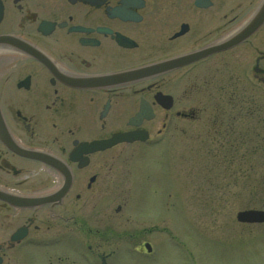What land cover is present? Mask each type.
Masks as SVG:
<instances>
[{
    "label": "flooded vegetation",
    "instance_id": "af4514ba",
    "mask_svg": "<svg viewBox=\"0 0 264 264\" xmlns=\"http://www.w3.org/2000/svg\"><path fill=\"white\" fill-rule=\"evenodd\" d=\"M263 1L0 0V264L108 242L112 204L143 197L128 159L177 123H222L247 71L264 87V21L235 43ZM118 135L142 139L107 147Z\"/></svg>",
    "mask_w": 264,
    "mask_h": 264
},
{
    "label": "rangeland",
    "instance_id": "374dc122",
    "mask_svg": "<svg viewBox=\"0 0 264 264\" xmlns=\"http://www.w3.org/2000/svg\"><path fill=\"white\" fill-rule=\"evenodd\" d=\"M250 72H246L249 84L239 76L237 95L241 98L234 110L228 98H223L222 123L207 122V114L191 125L177 123L163 143L143 148L144 153L128 159L136 172L133 178L139 179L133 193L143 197L134 198L116 215L118 204H112L108 242L103 237L100 241L99 237H70L60 248L50 250V255L68 259L61 264H100L97 255L106 256V264H264V223L236 222L238 212H264V189L256 196L248 193L264 176V161L250 156L241 165L239 145L233 160L223 154L232 142L223 136L230 125L242 131L264 126V87L253 83ZM235 114V121H230ZM130 150L135 152L136 146ZM151 225L158 227V233L141 231ZM144 243L150 247L149 254ZM90 245L88 251L85 246ZM46 253L49 250L23 249L18 252V264H48Z\"/></svg>",
    "mask_w": 264,
    "mask_h": 264
},
{
    "label": "trees",
    "instance_id": "16d2710c",
    "mask_svg": "<svg viewBox=\"0 0 264 264\" xmlns=\"http://www.w3.org/2000/svg\"><path fill=\"white\" fill-rule=\"evenodd\" d=\"M257 120L258 124H261L260 119ZM259 126L260 125H258V129L255 128L254 131H251L247 128L245 131H242L238 127H231V125L226 130H224L225 132L223 136L227 137V139L232 138L231 146L223 153L225 154V158L229 156V158L233 160V157H235L237 154L234 148L236 149L239 145L241 150L238 152V154L240 156L239 160L241 165L244 162H247L251 158L250 156L261 158L264 161V126ZM243 146L245 148L244 150H242ZM251 147L253 148L252 151L250 150ZM259 178L260 179L258 180V183L255 184L253 190H248L250 195L256 196L264 189V176H260Z\"/></svg>",
    "mask_w": 264,
    "mask_h": 264
},
{
    "label": "water",
    "instance_id": "95a60500",
    "mask_svg": "<svg viewBox=\"0 0 264 264\" xmlns=\"http://www.w3.org/2000/svg\"><path fill=\"white\" fill-rule=\"evenodd\" d=\"M263 21H264V1L262 2V5L259 7V9L254 14V16H252L251 19L248 21V23L245 25L242 32H240L239 35L235 38V43L251 35ZM130 136L129 135L115 136L110 141H108L106 146L107 147L114 146L115 144H118L121 142L130 143V142L138 141L139 139H142L135 135H130ZM236 222L239 224H246V225L263 224L264 223V212L257 211V210H246V211L238 212L236 214ZM145 248L148 252L150 251L148 246H146ZM101 264H105L104 259H102Z\"/></svg>",
    "mask_w": 264,
    "mask_h": 264
}]
</instances>
